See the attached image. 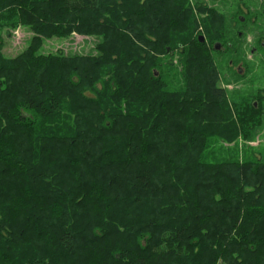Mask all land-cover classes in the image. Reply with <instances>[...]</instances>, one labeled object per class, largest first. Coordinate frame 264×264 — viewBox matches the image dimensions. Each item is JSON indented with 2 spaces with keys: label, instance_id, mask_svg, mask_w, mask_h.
Listing matches in <instances>:
<instances>
[{
  "label": "trees",
  "instance_id": "1",
  "mask_svg": "<svg viewBox=\"0 0 264 264\" xmlns=\"http://www.w3.org/2000/svg\"><path fill=\"white\" fill-rule=\"evenodd\" d=\"M197 8L0 0V30L34 32L16 57L0 35V264H264V161L204 157L264 107L254 87L228 96L213 52L231 31ZM73 32L101 36L96 54L39 51Z\"/></svg>",
  "mask_w": 264,
  "mask_h": 264
},
{
  "label": "rangeland",
  "instance_id": "2",
  "mask_svg": "<svg viewBox=\"0 0 264 264\" xmlns=\"http://www.w3.org/2000/svg\"><path fill=\"white\" fill-rule=\"evenodd\" d=\"M188 1H190L197 18L200 19L208 15L207 13H202V15L199 13L197 8L199 0ZM201 1L210 7L216 6L222 10L225 19H223L221 26L223 29L227 28L231 31L228 38L234 43V47L231 49L227 48L226 44L221 51L213 52L215 63L223 79L222 86L227 89L229 97L235 89L245 91L252 90L254 87V91H259L258 100L264 107V48L260 45V41L264 39L263 0ZM239 16H244L245 21L240 22ZM9 31L10 34L8 35L6 30H0L3 41L2 52L6 57H16L29 46L34 32L30 27L22 24L13 28L10 27ZM204 31L203 25L200 24L197 33L204 34ZM239 32L243 33V37L240 39H238ZM101 39L102 37L99 35L73 32L67 37L44 38L39 51L44 54H96V46ZM178 57L174 59V68L181 69L182 57ZM240 65L245 70L242 76L237 72V67ZM249 79H253L252 84L246 83ZM220 118L222 119H219V124L223 125L228 120V115H220ZM259 119L260 126L254 131L253 137L249 139L239 135L235 140L229 142L223 137L216 136L210 139L208 148L204 151V157L210 161L234 157H238L240 160L249 158L257 159L259 162L264 161V116H260ZM206 123V121L203 122V124Z\"/></svg>",
  "mask_w": 264,
  "mask_h": 264
},
{
  "label": "flooded vegetation",
  "instance_id": "3",
  "mask_svg": "<svg viewBox=\"0 0 264 264\" xmlns=\"http://www.w3.org/2000/svg\"><path fill=\"white\" fill-rule=\"evenodd\" d=\"M237 72L240 73V75H241V74L244 73L245 71H244V69H243V68L241 67V65H240V66L237 67Z\"/></svg>",
  "mask_w": 264,
  "mask_h": 264
},
{
  "label": "water",
  "instance_id": "4",
  "mask_svg": "<svg viewBox=\"0 0 264 264\" xmlns=\"http://www.w3.org/2000/svg\"><path fill=\"white\" fill-rule=\"evenodd\" d=\"M205 37L204 36H201V40L204 41Z\"/></svg>",
  "mask_w": 264,
  "mask_h": 264
}]
</instances>
